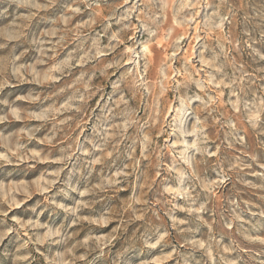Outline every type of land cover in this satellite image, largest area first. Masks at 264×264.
I'll return each instance as SVG.
<instances>
[{"label": "rangeland", "instance_id": "1", "mask_svg": "<svg viewBox=\"0 0 264 264\" xmlns=\"http://www.w3.org/2000/svg\"><path fill=\"white\" fill-rule=\"evenodd\" d=\"M0 264H264V0H0Z\"/></svg>", "mask_w": 264, "mask_h": 264}]
</instances>
